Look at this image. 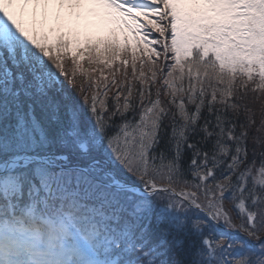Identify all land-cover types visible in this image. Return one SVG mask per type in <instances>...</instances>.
I'll return each instance as SVG.
<instances>
[{
	"label": "snow or ice",
	"instance_id": "6c2138e0",
	"mask_svg": "<svg viewBox=\"0 0 264 264\" xmlns=\"http://www.w3.org/2000/svg\"><path fill=\"white\" fill-rule=\"evenodd\" d=\"M0 264H264V0H0Z\"/></svg>",
	"mask_w": 264,
	"mask_h": 264
}]
</instances>
